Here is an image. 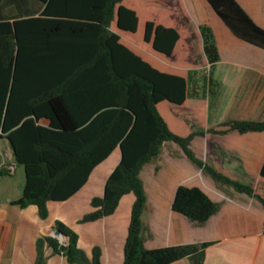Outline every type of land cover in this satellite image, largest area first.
<instances>
[{
    "label": "trees",
    "instance_id": "16d2710c",
    "mask_svg": "<svg viewBox=\"0 0 264 264\" xmlns=\"http://www.w3.org/2000/svg\"><path fill=\"white\" fill-rule=\"evenodd\" d=\"M21 1L23 6L35 1L46 7L37 17L36 11L24 10V19L17 21L14 29L6 20L13 15L10 6L19 1L0 0V137L5 135L9 140L15 162L23 166L26 176L23 195L13 204L21 209L36 206L40 219L47 220L49 202L71 199L87 184L95 168L120 148L121 160L106 180L103 196L92 199L94 211L80 222H96L114 215L121 200L134 194L123 264H173L184 259L191 264H205L206 251L216 242L146 248L144 234L148 229L142 215L150 208L141 174L147 165L162 158L167 144L174 143L218 188L229 186L257 199L264 207V164L254 188L221 164L200 160L191 149L197 136L208 133H264V121H227L207 132L186 134L182 115L172 118L175 132L165 117L176 106L185 107L189 99L216 96L212 74L220 62V52L213 29L207 25L200 27L209 73L198 70L184 77L152 67L121 43L120 32L132 34L133 38L140 32L141 17L126 6L128 0ZM206 1L235 37L264 50V29L237 0ZM131 3L134 4L132 0ZM180 37L177 28L148 20L139 40L152 44L160 55L172 57ZM74 39L85 45L79 56L70 52ZM47 47L69 54L71 64H78V68L102 70L103 103L93 109L87 123L69 120V110H61L60 100L54 97L42 102L50 107L51 115L40 108L44 104H17L15 95L26 59L30 65L33 61L35 67H42L39 59L53 60L48 57ZM36 120H48L49 126L39 125ZM8 174L0 157V178ZM221 209L222 203L212 200L201 188L184 185L177 188L172 205L174 212L199 226H204ZM53 230L64 235L66 244L51 235H42L36 245L35 264H47V249L64 257L68 264H102L100 248H95L89 257L79 247V235L65 223L56 221Z\"/></svg>",
    "mask_w": 264,
    "mask_h": 264
},
{
    "label": "crops",
    "instance_id": "0c3cea01",
    "mask_svg": "<svg viewBox=\"0 0 264 264\" xmlns=\"http://www.w3.org/2000/svg\"><path fill=\"white\" fill-rule=\"evenodd\" d=\"M18 1L20 4L15 2L10 6L13 15L7 17L10 20H6L14 25V29L15 23L24 19L23 14L21 15L24 10L36 11L37 17L46 7L35 1H29L28 5L23 6L22 1ZM196 1L201 4V14H195L196 9L189 10L183 1L187 13L185 17L189 18L188 21L196 25L197 29L204 25L213 29L220 52V62L213 69L216 96L213 97V101L207 98L206 127L203 128L204 122L201 117L200 122L193 117L189 118L190 120L184 117L185 111L182 109L189 110L191 101L193 100V103L196 99H189L185 107H175L183 111L182 117L188 126V129L185 128L186 134L207 132L210 123V127H214L227 121H234L232 115L242 117L241 120L245 121H259L258 119L264 121V50L257 47L256 49L235 37L206 0ZM237 1L254 22L264 29V0ZM126 6L139 14V8L135 4L129 3ZM177 30L181 37L172 57L155 52L152 44L141 41L136 44L133 42V35L129 33L120 32L121 43L152 67L162 72L187 77L190 72L200 71L197 67L199 58L193 57L194 47L191 40L183 38L180 30L178 28ZM74 46L76 47L73 48ZM84 46L74 39L70 52L79 56L78 53L83 52ZM47 52L49 59L53 60L39 59L42 67H35L33 61L30 65L26 59L15 95L17 104L21 103L20 106L44 104L40 108H44V113L51 115L50 107L42 102L43 99L49 100V97H54L60 100L61 104L58 107L61 110H69L68 118L71 117L69 120L87 123L86 119L93 113V109L101 107L103 103L102 70L96 67L78 68V64H71L69 54L56 47H47ZM209 67L207 61L205 68ZM191 122L196 124L189 126ZM37 124L49 126L48 120L37 121ZM194 127L197 131H194ZM2 142L7 144L2 146ZM191 149L200 160L206 163H221L225 169L238 172L241 177H244L245 172H252L255 183L251 182V179L248 182L241 178L240 181L256 187L264 164V133L247 135L234 133L227 136H210L208 133L205 136H197L191 143ZM116 154L118 158L115 157ZM211 154L215 158H211ZM229 154L239 159H229L227 157ZM0 157L1 166L9 170L7 176L0 178V186L6 193L5 198L0 199V264H35L37 241L42 235L53 236L56 221H62L79 235V247L89 257H92L95 248H100L102 264L124 263L125 244L136 200L134 194H128L121 200L114 215L96 222L84 224L80 222L85 215L94 211L92 199L103 196L106 180L121 160L120 148L95 168L87 184L71 199L66 202H49V217L45 221L40 219L36 206L21 209L13 204L23 195L26 176L23 166L16 164L14 151L5 135L0 137ZM184 157L186 158L185 154L179 161ZM107 164H110V167H106ZM194 167L196 174L206 176L214 183L203 171ZM19 169L24 174V183L20 184V191L13 189V177L17 175ZM5 178L10 180L4 182ZM181 185L174 186L176 188L169 190L167 196L158 197L156 204H152L147 196L150 209L146 211L149 219L147 223H143L148 229L144 234L146 248L216 242L207 249L205 264H264V207L257 199L238 193L230 187L222 190L216 184L206 185L207 189L203 186H188L199 187L212 200L222 203L221 211L204 226H199L172 210L176 190ZM46 255L47 264H68L64 257L52 254L51 249L46 250ZM173 264L191 263L184 259Z\"/></svg>",
    "mask_w": 264,
    "mask_h": 264
},
{
    "label": "rangeland",
    "instance_id": "374dc122",
    "mask_svg": "<svg viewBox=\"0 0 264 264\" xmlns=\"http://www.w3.org/2000/svg\"><path fill=\"white\" fill-rule=\"evenodd\" d=\"M130 4L131 0H128ZM134 4H136L139 9V16L141 17L140 22V32L136 35V38H132L133 42L136 44L140 43L139 38L143 37L144 29H145V23L148 20L156 21L157 23H163L165 25L169 26H176L180 32L183 34V38H189L191 40V44L194 47L193 51V57L199 58V64L198 68H200L201 72L207 71L209 73V69L205 68L207 66V60L205 58V53L203 51V42L201 41V33L200 29H197L196 25H194L190 20L185 17L187 15L186 10L184 8V4L182 3L184 1L185 5L189 8V10L196 9L197 12L195 14L200 15L201 14V7L200 2L196 0H132ZM194 6V7H193ZM192 10V11H193ZM202 17V16H201ZM142 41V40H141ZM138 46V45H136ZM140 47V46H138ZM254 47V46H252ZM256 48V47H255ZM257 49V48H256ZM203 62V63H202ZM202 67L204 69H202ZM202 69V70H201ZM216 95V94H215ZM210 100L213 101V97H209ZM193 101V100H192ZM191 101V107L189 110H184V117H187V120L191 117L196 118L200 122V117L203 119V128L206 127V109H207V98H200L194 100L192 103ZM190 103V102H189ZM182 110L172 109L171 113L166 117L167 122L170 126V128L175 132V120L172 118H175L176 115H183ZM236 115H232L231 118H234L236 121H242L241 118L233 117ZM240 116V115H238ZM254 119L258 117H253ZM190 120V119H189ZM260 121V119H258ZM174 121V122H173ZM257 121V120H252ZM196 123H189V126H192ZM211 124V123H210ZM210 124L208 126V130L216 128L217 126L210 127ZM185 128L188 129V126L185 125ZM207 130V131H208ZM194 131H197L194 127ZM210 136H218L212 133H209ZM7 143L2 142V146H5ZM184 153L180 149V147L174 143H169L166 145V147L163 150L162 158L159 161H154L151 164L147 165L144 169V171L141 174V179L145 185L147 196L149 197V201L152 204H156L158 202V197L161 195L167 196V192L171 190L172 188H176L174 186H178L180 184L185 186H203L207 189L206 185H215L208 177H201L200 175L196 174L195 167L189 163L187 158H183L179 161V159L182 157ZM211 158H215L213 154L210 155ZM118 158V154L115 156ZM229 159H236L235 155H228ZM221 164V163H219ZM222 165V164H221ZM106 167H110V164H107ZM107 168H105L106 170ZM228 170V169H227ZM230 171V170H229ZM233 172V171H231ZM242 173V171L240 170ZM239 180L241 178L245 181H250L255 183L254 180V174L252 172H245L244 177H241V175H238V172L235 173ZM252 178H251V177ZM256 179V178H255ZM10 180V178H5L4 182ZM13 189L14 190H21L20 184L22 185L24 183V174L22 170L17 171V175L13 177ZM182 182V183H180ZM180 183V184H179ZM258 185V183H257ZM256 185V187H257ZM229 187V186H225ZM254 187V188H256ZM231 188V187H230ZM3 187L0 186V199H4L6 196L5 191L3 192ZM225 189V188H224ZM177 191V190H176ZM149 219L148 212L144 211L142 215V221L143 223H147Z\"/></svg>",
    "mask_w": 264,
    "mask_h": 264
},
{
    "label": "water",
    "instance_id": "95a60500",
    "mask_svg": "<svg viewBox=\"0 0 264 264\" xmlns=\"http://www.w3.org/2000/svg\"><path fill=\"white\" fill-rule=\"evenodd\" d=\"M52 235H53L55 238L60 239V240H62L63 242H66V238L64 237V235H63L60 231L54 230V231H52Z\"/></svg>",
    "mask_w": 264,
    "mask_h": 264
},
{
    "label": "clouds",
    "instance_id": "9594fccd",
    "mask_svg": "<svg viewBox=\"0 0 264 264\" xmlns=\"http://www.w3.org/2000/svg\"><path fill=\"white\" fill-rule=\"evenodd\" d=\"M61 242H63L62 240H60Z\"/></svg>",
    "mask_w": 264,
    "mask_h": 264
}]
</instances>
